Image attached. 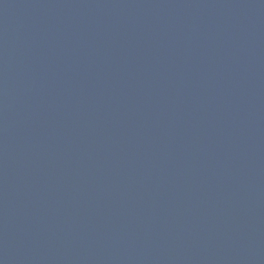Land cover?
<instances>
[{
  "label": "water",
  "instance_id": "water-1",
  "mask_svg": "<svg viewBox=\"0 0 264 264\" xmlns=\"http://www.w3.org/2000/svg\"><path fill=\"white\" fill-rule=\"evenodd\" d=\"M0 264H264V0H0Z\"/></svg>",
  "mask_w": 264,
  "mask_h": 264
}]
</instances>
